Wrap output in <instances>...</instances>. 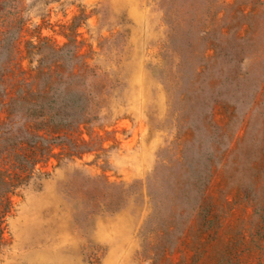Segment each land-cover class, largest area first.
<instances>
[{
    "label": "rangeland",
    "instance_id": "374dc122",
    "mask_svg": "<svg viewBox=\"0 0 264 264\" xmlns=\"http://www.w3.org/2000/svg\"><path fill=\"white\" fill-rule=\"evenodd\" d=\"M8 31L0 264H264V83L250 111L212 106L185 165L195 134L178 101L234 43L250 45L242 71L264 59V0H0ZM69 73L80 122L20 118ZM199 165L182 216V174Z\"/></svg>",
    "mask_w": 264,
    "mask_h": 264
},
{
    "label": "trees",
    "instance_id": "16d2710c",
    "mask_svg": "<svg viewBox=\"0 0 264 264\" xmlns=\"http://www.w3.org/2000/svg\"><path fill=\"white\" fill-rule=\"evenodd\" d=\"M10 33L11 31L4 35L0 34V43L5 45ZM245 46L247 49L250 48L244 41L240 44L234 43V46L226 51L220 50L217 56L200 65L201 70L196 74L194 83L192 85L184 83L183 90L179 92L178 101L183 109L185 122L195 134L183 152L182 165L190 163L188 149L201 136L202 128L208 127L210 111L215 103H228L236 111H250L253 108L256 95L264 83V59L259 58L254 62L253 71H242L240 67L242 60H238V53L244 50ZM76 77L72 73L59 76L58 79L63 83H54V88L52 87L46 98L22 107L18 111L20 118L27 120L49 118L59 125L68 127L80 122L86 113L88 101L83 92L68 85L69 80ZM209 77L212 79L211 82H207ZM182 175L186 203L180 211L184 216L189 209L198 206L207 173L204 171V165H199L195 172L188 175L189 177L186 173Z\"/></svg>",
    "mask_w": 264,
    "mask_h": 264
}]
</instances>
